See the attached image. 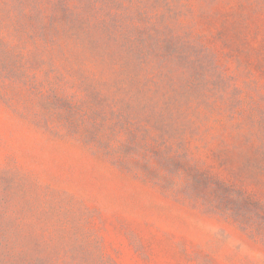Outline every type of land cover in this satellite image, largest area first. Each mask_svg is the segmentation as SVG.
<instances>
[{"label":"rangeland","instance_id":"1","mask_svg":"<svg viewBox=\"0 0 264 264\" xmlns=\"http://www.w3.org/2000/svg\"><path fill=\"white\" fill-rule=\"evenodd\" d=\"M0 264H264V0H0Z\"/></svg>","mask_w":264,"mask_h":264}]
</instances>
